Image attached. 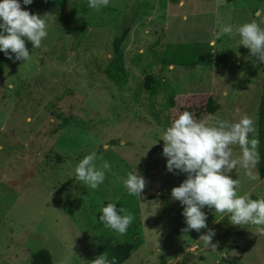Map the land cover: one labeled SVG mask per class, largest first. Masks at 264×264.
Wrapping results in <instances>:
<instances>
[{
    "label": "rangeland",
    "instance_id": "1",
    "mask_svg": "<svg viewBox=\"0 0 264 264\" xmlns=\"http://www.w3.org/2000/svg\"><path fill=\"white\" fill-rule=\"evenodd\" d=\"M22 8L47 20L42 46L29 43L30 60L5 54L0 77V264H31L40 247L52 264H89L108 246L130 242L119 264H264L263 226H233L227 213L205 206L213 251L187 234L183 205L171 198L186 173L167 170L162 133L184 111L198 120L251 118L258 140L264 62L236 39L214 34L225 25L264 21V0H110L99 11L88 0H33ZM264 27V24L261 25ZM125 78L116 82L112 40ZM151 74L149 87L145 74ZM12 85V87H9ZM209 97L216 110L205 108ZM239 110V111H237ZM258 149V146H257ZM95 151L111 169L97 190L76 181L74 169ZM239 155L240 149L236 147ZM137 171L147 186L141 199L123 179ZM243 169L238 195L264 198V175ZM134 214L126 234L99 221L102 206Z\"/></svg>",
    "mask_w": 264,
    "mask_h": 264
},
{
    "label": "clouds",
    "instance_id": "2",
    "mask_svg": "<svg viewBox=\"0 0 264 264\" xmlns=\"http://www.w3.org/2000/svg\"><path fill=\"white\" fill-rule=\"evenodd\" d=\"M110 0H88V7L99 11L107 7ZM33 0H23V5H30ZM38 14L30 13L22 8L20 0H0V52L12 59L25 62L30 60L27 44L33 48L42 46V41L48 36L47 20ZM264 21L253 19L239 25H225L214 34L219 40L224 35L238 39V45L249 49L250 54L264 62ZM12 87V85H9ZM239 111V110H237ZM255 131L250 117L243 115L238 121L232 122L219 117L198 120L191 112L184 111L173 120L162 133V155L167 158V170H178L186 173L187 178L171 190V198L183 205L182 215L186 227L182 233L191 230L200 232L208 229L207 215L202 209L207 206L214 208L216 213H227L233 226L259 225L264 226V198L252 199L251 193L238 195L241 179H233V170L243 169V174L249 180H256V166L260 157L257 151L258 140L249 139ZM239 147L240 153L234 151ZM98 157L95 151L83 157L75 166L76 181L87 189L97 190L106 179V172L111 165L104 161L97 165ZM123 186L131 196L141 199L147 181L135 172H130L123 179ZM117 203L102 206L99 221L103 226L118 234H126L134 221V214L125 207L117 208ZM264 232V227L260 229ZM213 229L199 237L205 249L213 251L219 242L213 243ZM62 264H67L63 261ZM89 264H117L115 257L108 259L102 254L89 261Z\"/></svg>",
    "mask_w": 264,
    "mask_h": 264
},
{
    "label": "trees",
    "instance_id": "3",
    "mask_svg": "<svg viewBox=\"0 0 264 264\" xmlns=\"http://www.w3.org/2000/svg\"><path fill=\"white\" fill-rule=\"evenodd\" d=\"M21 1V0H20ZM126 34V29L120 32L119 35L114 36L112 40V50L113 55L111 57V65L106 68L105 72L109 78L115 80L116 82H120L125 78V69L122 66L121 61V51L119 48V44ZM29 48V43L27 44ZM3 52H0V77L2 75L4 69V58ZM152 76L147 73L144 76V84L149 87L151 84ZM218 107L217 103H214L212 99L209 97L207 103L205 104V108L208 112H212L216 110ZM258 153L260 157L259 164L256 166L259 175L262 177L264 175V94L261 95L259 100V108H258ZM264 227V226H263ZM133 248L132 243L130 242H117L112 243L108 246L106 250V254L109 260L115 257L117 264L121 261H124L129 255ZM49 250L46 247H40L31 254V264H52Z\"/></svg>",
    "mask_w": 264,
    "mask_h": 264
}]
</instances>
